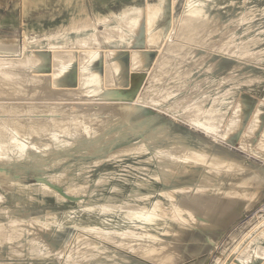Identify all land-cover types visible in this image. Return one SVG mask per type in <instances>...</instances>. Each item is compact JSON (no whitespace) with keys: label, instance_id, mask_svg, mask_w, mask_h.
<instances>
[{"label":"bare ground","instance_id":"bare-ground-1","mask_svg":"<svg viewBox=\"0 0 264 264\" xmlns=\"http://www.w3.org/2000/svg\"><path fill=\"white\" fill-rule=\"evenodd\" d=\"M7 1L38 22L79 11L42 37L25 25L20 45L0 37V264L186 263L198 236L262 201L264 166L225 146L264 163V102L250 111L243 93L264 88V5ZM254 222L230 264H264Z\"/></svg>","mask_w":264,"mask_h":264},{"label":"rangeland","instance_id":"rangeland-1","mask_svg":"<svg viewBox=\"0 0 264 264\" xmlns=\"http://www.w3.org/2000/svg\"><path fill=\"white\" fill-rule=\"evenodd\" d=\"M145 1L146 0H88V6L90 7V10L94 9L95 11H102L103 13L107 12L108 9L118 12L120 8H122V6L134 4L143 5ZM184 2V0H178L176 9L177 15H179L183 11ZM217 2L220 4L222 3L221 0H218ZM3 3L4 4L0 6V37H14L19 45L22 44L21 33H23L22 29H24L23 27L25 25H28L30 28L39 33L41 30H45L50 27H55L64 23L67 24L72 18L78 15L79 11L75 6H67L54 17H47L42 19L41 22H38L32 20L29 17L22 19L19 13V7L13 6V4L8 1ZM256 3L264 5V0H257ZM87 15H90V11L84 14V16ZM30 34L32 37L35 36L33 32H31ZM38 35H41V37L43 36V34L40 33ZM0 45L4 44L0 43ZM19 49L22 51L23 46H19ZM227 52H225V65L228 70H233L235 66H237V60L234 57H228ZM17 55L18 53L14 54V56ZM213 55L214 59H219L221 54L219 53L218 55V53H214ZM155 58L156 56L152 54V59L154 60ZM126 63L128 64L127 59ZM249 66L250 65H248V67ZM258 66L259 67L257 68H261V65ZM76 84L77 83L74 82L72 85L74 86ZM256 84L257 83L254 82L251 85H245L243 87V93L248 99L251 106L250 111H256L260 103L264 102V88L262 85L258 86V84ZM170 120L172 121V119L168 116H161L159 118V121H166L169 123L171 122ZM176 129L179 133H189L192 135L195 134L194 136L199 137L200 139L203 138V134L190 131L185 126L176 127ZM257 139H259V136H257ZM225 147L228 153H231L234 157H241V159L246 161V163L248 164L253 163L255 165L264 166V163H261L259 158L254 157L244 152L243 150H240V144L238 141L234 142V146L227 145ZM128 162H130V160ZM110 167L116 168V166L114 165ZM101 169V167L96 169V173L94 172L93 175L96 176L97 172ZM116 169L120 170V168ZM33 182L36 183L35 179L30 178V183ZM241 203L243 204L244 201ZM262 204H264V197L262 198V201L260 203H255L250 209H243L241 210V212H234L230 217L232 223L226 224L225 233L223 235L220 236L215 230L208 233V236L209 238H211L212 242L208 240L205 235L198 236L197 238L202 240V242L197 246H193V250L195 252L194 257L188 262L180 264H187L189 262H192L191 264H230L239 256L240 252L246 247L248 240L253 236V232H251V230L239 233L240 229H242V225L252 219L257 220V222H254V225H256V223L258 225H264V207H260ZM217 222L220 223L219 220H217ZM236 234H238L239 236L233 239Z\"/></svg>","mask_w":264,"mask_h":264}]
</instances>
